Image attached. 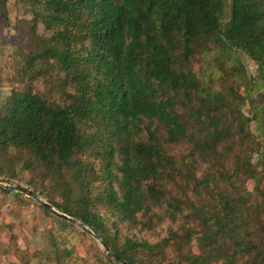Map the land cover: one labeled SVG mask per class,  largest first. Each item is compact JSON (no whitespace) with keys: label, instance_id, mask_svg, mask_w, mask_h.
I'll use <instances>...</instances> for the list:
<instances>
[{"label":"trees","instance_id":"trees-1","mask_svg":"<svg viewBox=\"0 0 264 264\" xmlns=\"http://www.w3.org/2000/svg\"><path fill=\"white\" fill-rule=\"evenodd\" d=\"M27 1L34 15L32 35L38 20L58 28L31 61L50 66L53 60L64 77L43 79L73 91L64 93V103L28 89L12 91L0 107V150L14 148L26 154L25 166L38 163L61 179L64 175V194L75 196L80 214L48 203L78 217L131 264H140L136 252L162 254L177 233L170 230L156 243L127 237L120 244L116 234L101 233L106 228L95 206L134 224L142 212L166 205L174 219L189 200L172 196L166 183L180 185L183 177L194 180L191 189L204 196L200 206L192 205L203 228L198 252L187 250L180 264H238L239 258L242 264H264L261 222L252 231L242 226L251 208L264 209V191L247 204L232 181L237 173L255 171L242 155L250 150L249 123L264 125V101L258 99L255 118H248L239 108L240 95L238 105L226 103L224 93L200 88L188 65L193 53L211 47L238 49L255 61L264 88V0H231L224 26L225 0ZM7 6L8 0H0V18L7 17ZM195 101L200 106L194 107ZM183 144L189 147L185 155L175 150ZM199 164L205 166L200 178ZM153 216L144 227L154 225ZM185 234L179 250L193 237Z\"/></svg>","mask_w":264,"mask_h":264},{"label":"rangeland","instance_id":"rangeland-1","mask_svg":"<svg viewBox=\"0 0 264 264\" xmlns=\"http://www.w3.org/2000/svg\"><path fill=\"white\" fill-rule=\"evenodd\" d=\"M41 6V3H36V7L42 11ZM7 11V17L0 18V107L7 101L12 91L27 89L49 100L64 103L66 101L64 93L70 94L73 91L72 86L54 87L46 78L43 79V77L50 79L56 75L61 80L64 73L58 65L54 64L53 60L49 61L52 63L50 66L42 61H31V57L39 52V47L49 43V39L58 30L57 26L46 28L43 22L38 20L32 35L30 28L34 15L27 0H8ZM220 15L224 26L231 16V0H225ZM188 65L194 68L200 88L216 93L222 92L226 103L237 105L240 95L244 99L239 105L240 110L246 117L255 118L258 99L264 101L261 97L264 88L258 78L257 64L244 52L238 49L227 51L221 46L211 47L203 53H193ZM44 67L49 72L48 76H45L47 72L40 71L45 70ZM251 84H254L252 88ZM200 103L195 101L194 107L200 106ZM249 129L251 142L247 143L246 148L250 150L242 157L249 160L255 171L251 174V171L242 170L243 172L232 177L238 191L236 194L242 193L247 196V204L256 201L261 191H264L262 120H252ZM188 149V144H183L175 150L185 155ZM23 159H26V154L14 148L8 151L0 150V264H121L115 261L113 252L107 251L93 233L83 230L78 225L82 223L78 217H72L76 222L63 219L44 209L34 197L11 189L17 185L27 187L42 201L53 200L80 214L75 196L69 198L64 194L66 187L64 175L61 179L56 173L46 171L38 163L25 166ZM233 163L234 161H229L226 165L233 168ZM204 168V164L198 165L196 177H202ZM185 179V177L179 179L180 185L166 183L172 193H175L171 194L172 196L189 200L183 209L177 210L174 219L170 216L172 207L167 211L166 205L156 206L152 207L150 212L139 214L138 221L130 224L98 204L95 206L96 211L100 213L106 228L101 233L104 236L116 234L114 239L120 244H123L127 237L156 243L162 241L164 237H169V231L173 230L178 236L167 239V246L163 248L162 254L144 251L136 252L135 255L140 264H180L182 255L184 257L187 250L198 252L197 237L203 228L197 213L192 215L194 211L192 205L200 206L204 196H198L196 191L191 189L195 186L194 180L187 179L186 182ZM262 199L264 200V197ZM151 214L157 215L152 218L154 225L150 228L144 227L142 223ZM249 217V220L242 224L243 228L247 227L252 231L256 227L255 222H261L259 234L263 235L264 209L251 208ZM115 223L117 225H114ZM85 226L89 229L88 225ZM186 231L192 232L193 237L179 250L180 243L186 238ZM238 264H242L241 258L238 259Z\"/></svg>","mask_w":264,"mask_h":264},{"label":"water","instance_id":"water-1","mask_svg":"<svg viewBox=\"0 0 264 264\" xmlns=\"http://www.w3.org/2000/svg\"><path fill=\"white\" fill-rule=\"evenodd\" d=\"M11 189H12V190H18V191H20V192H22V193H25V194L28 195V196H32V197H34L37 201L40 202V204H41L44 208H46V209L49 210L50 212L56 214L57 216H59V217H61V218H63V219H67V220H69V221H71V222H76L72 217H70V216H68L67 214L62 213V212L58 211L57 209H55L50 203L45 202V201H42V200L37 196V194H36L33 190H31V189H29V188H27V187L21 186V185L13 186V187H11ZM78 225H79L83 230H86V231L92 233V231H91L90 229H88L85 225H83L82 223H79ZM96 237H97V236H96ZM97 238H98V237H97ZM98 239H99L100 243L102 244V246H103L107 251H110V248H109V247H108L103 241H101L100 238H98ZM112 255H113L115 261H117V262H119V263H121V264H131V263H129V262H127V261H125V260L119 258V257H118L116 254H114V253H112Z\"/></svg>","mask_w":264,"mask_h":264}]
</instances>
